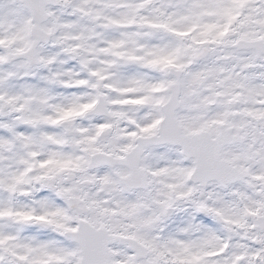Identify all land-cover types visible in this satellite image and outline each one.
<instances>
[{
	"label": "snow or ice",
	"instance_id": "6c2138e0",
	"mask_svg": "<svg viewBox=\"0 0 264 264\" xmlns=\"http://www.w3.org/2000/svg\"><path fill=\"white\" fill-rule=\"evenodd\" d=\"M0 264H264V0H0Z\"/></svg>",
	"mask_w": 264,
	"mask_h": 264
}]
</instances>
